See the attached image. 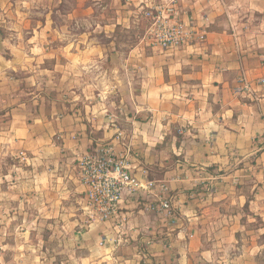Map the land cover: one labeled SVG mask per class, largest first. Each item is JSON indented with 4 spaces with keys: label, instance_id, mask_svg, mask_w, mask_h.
Masks as SVG:
<instances>
[{
    "label": "crops",
    "instance_id": "0c3cea01",
    "mask_svg": "<svg viewBox=\"0 0 264 264\" xmlns=\"http://www.w3.org/2000/svg\"><path fill=\"white\" fill-rule=\"evenodd\" d=\"M48 1L52 3L55 0ZM89 1L105 8L109 0H77L79 10H89ZM143 1L146 0H112L115 4L113 17L108 20L102 18L97 23L96 31L110 34L121 25L130 28L141 15ZM181 8L182 17L188 23L198 24L203 18H209L207 42L204 46L174 49L141 60L140 65L145 66L146 73L143 80L144 102L135 110L141 121L130 125V130L136 132L135 138L130 139L128 134L126 141L117 136L108 142L112 138L111 133H108L110 128L99 126L96 129L104 132L102 136H87V128L81 123V118L73 115L65 116L63 120H46L58 127L48 131L44 128L46 122L40 117L32 116V122H26L28 117L19 115L15 123L8 127L9 131L5 132V140L1 141H5L4 149L7 148V151L16 148L25 158L26 154H31L34 165L49 162L51 153H61L70 159L80 158L94 142L113 144L118 155L123 156L132 152V147L141 146L144 151L142 157L134 150L130 153L132 160H129L134 161L131 162L134 176L145 183L148 180L168 182L166 179H146L148 174L140 172L141 164L147 173L151 171L145 150L165 145L162 138L167 137L176 146L181 162L180 167L177 165L171 174L166 171V174L176 178L173 185L182 187L191 179L200 177L216 180L211 199L208 198L207 202L203 200L205 198H198L197 204L199 207L207 203L214 207H236L238 213H220L211 219V226L220 224L226 230L230 225L225 226L221 222L232 219L235 231H241L245 226L241 221L243 215L249 218L252 212L264 219V184L259 180L263 172L258 171L264 166V87H257V92L250 96L234 92L237 79L242 75L253 82L264 78V0H184ZM47 24L54 34L66 30L59 25L53 26L50 19ZM91 48L97 51L104 49L100 44ZM130 51L136 53L137 48L132 47ZM173 122H176V129L182 135L179 142L173 141L176 136H169L173 132ZM121 124L118 121V124L113 123L111 126L119 131ZM57 132H60L62 139H54ZM249 158L253 160L252 166H256L255 172L249 174L244 171V167L232 171L234 163L243 162L247 165ZM187 164H193L195 168L190 170ZM236 178L239 179V186L218 183V180L231 182ZM248 180L257 183L252 191L246 189ZM152 194V197L147 195L148 199H154L153 204L158 203L159 195L155 194L156 198ZM205 194L207 196L210 193ZM140 195L139 191L127 188L119 216L109 221L84 224L87 221L84 216L81 218L83 223L79 224L85 227L86 234L80 256L83 264H192L194 250L202 252L204 257L209 256L213 264H264L258 261L259 249H263L260 244L242 246L231 256L226 248L217 251V244H211V251L205 248V241L198 232L209 223L208 209L201 211L202 214L191 213L190 216L184 211L186 206L181 204L185 197L175 196V199H171L172 204L183 210L188 218L173 229L163 220L161 212L137 205L138 199H145V196L141 198ZM245 211L247 213L243 214ZM258 227L263 233L264 223ZM166 230H174L175 233L168 238ZM254 245H259L258 251L253 250Z\"/></svg>",
    "mask_w": 264,
    "mask_h": 264
},
{
    "label": "rangeland",
    "instance_id": "374dc122",
    "mask_svg": "<svg viewBox=\"0 0 264 264\" xmlns=\"http://www.w3.org/2000/svg\"><path fill=\"white\" fill-rule=\"evenodd\" d=\"M77 3V0H55L52 3L48 0H0V264H83L80 256L86 235L85 227H80L85 192L78 178L79 158L51 153L49 162L34 165L31 154H26L25 158L16 148L4 149L5 141L1 140H5L8 127L15 123L17 116L26 115V122H32V116L40 117L46 122V131L55 130L58 127L46 120H63V117L73 115L81 118L87 136H102L104 132L96 129L99 126L110 128L108 133L112 138L108 142L117 136L126 141L128 134L130 139L135 138L136 132L130 130V125L141 121L135 110L144 102L146 74L145 66L141 67L140 62L150 55L165 53L152 51L144 40L147 21L142 14L130 28L121 25L107 34L95 28L102 18L113 17L115 4L112 0L105 4V8L89 1V10H79ZM49 19L53 26L59 25L66 30L54 34L48 28ZM64 32L67 33L62 34ZM98 44L104 47L103 51L91 48ZM132 47L137 48L136 53L130 51ZM118 121L122 122V126L118 125L119 131L111 126ZM176 126L173 122L175 134L170 132L169 136H176L173 141L179 142L182 135ZM54 139H62L60 132L54 134ZM162 140L165 145L145 150L151 175L142 164L140 172L148 174L146 179L168 180L167 196L169 199L184 196L181 204L186 206L184 211L190 216L209 210V226L206 224L198 232L205 241V248L211 251V244H217V251L226 248L231 256L239 248L260 244L263 249H259L258 261L264 263V232L258 230L264 219L252 212L250 219L243 215L241 221L245 226L241 231H235L232 219L221 222L230 225L226 230L220 224L211 226V219L220 213H238L236 207H214L207 203L208 198L211 199V190L216 187V180L210 177L191 179L187 185L175 187L176 178L169 174L177 169V165L180 167V155L169 138ZM96 144L94 142L90 150ZM134 150L141 157L144 154L141 146L132 147V152L124 158L131 159L130 153ZM234 164L232 171L241 167L252 174L256 170L250 158L247 165L243 162ZM187 165L190 170L195 168L193 164ZM51 169L54 172H48ZM258 171L263 172L259 180L264 184V166ZM238 180H218V183L239 186ZM256 185L248 180L246 189L252 191ZM152 193L156 196L157 190L139 191L140 197L145 196V199H138L137 205L145 209L153 206L154 199H148ZM205 193L210 194L206 196ZM198 198H205L207 204L199 207ZM148 210L157 211V208ZM184 211L173 205L168 214L162 212V218L174 229L188 218ZM178 219L181 221L177 222ZM84 224L88 223L84 221ZM174 233V230H166L165 235L170 238ZM257 247L259 245H254L253 250ZM201 253L193 251L192 264H213L209 256L204 257Z\"/></svg>",
    "mask_w": 264,
    "mask_h": 264
},
{
    "label": "built area",
    "instance_id": "2783aa9c",
    "mask_svg": "<svg viewBox=\"0 0 264 264\" xmlns=\"http://www.w3.org/2000/svg\"><path fill=\"white\" fill-rule=\"evenodd\" d=\"M184 0H146L141 14L147 21L144 40L155 52L195 48L207 42L210 20L203 18L191 24L182 17ZM264 87V78L249 81L240 76L235 85V94L250 96L257 87ZM22 155H24L22 153ZM78 178L84 187L81 203L82 214L88 224L109 221L119 216V209L127 188L134 191L156 189L159 201L150 208L168 214L172 210L167 196L166 182L149 180L141 183L133 174L129 158L118 155L113 144L100 143L78 159Z\"/></svg>",
    "mask_w": 264,
    "mask_h": 264
}]
</instances>
